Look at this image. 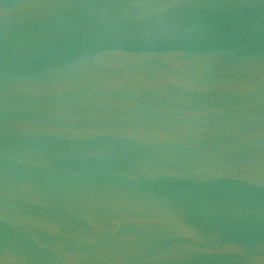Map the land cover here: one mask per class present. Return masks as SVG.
<instances>
[{"label":"water","instance_id":"1","mask_svg":"<svg viewBox=\"0 0 264 264\" xmlns=\"http://www.w3.org/2000/svg\"><path fill=\"white\" fill-rule=\"evenodd\" d=\"M0 264H264V0H0Z\"/></svg>","mask_w":264,"mask_h":264}]
</instances>
